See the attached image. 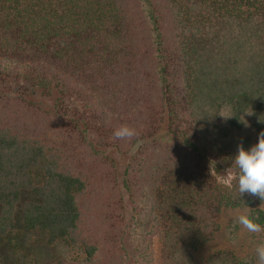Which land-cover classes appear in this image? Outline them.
Masks as SVG:
<instances>
[{
  "label": "trees",
  "instance_id": "trees-1",
  "mask_svg": "<svg viewBox=\"0 0 264 264\" xmlns=\"http://www.w3.org/2000/svg\"><path fill=\"white\" fill-rule=\"evenodd\" d=\"M52 92L51 109L33 100ZM161 120L166 142L150 141ZM122 125L137 135L115 139ZM261 131L264 0H0V264L33 234V264L60 241L82 246L77 264H151L153 237L160 264H198L223 211L264 226L251 194L209 167L230 168ZM105 147L135 148L121 183Z\"/></svg>",
  "mask_w": 264,
  "mask_h": 264
},
{
  "label": "rangeland",
  "instance_id": "rangeland-1",
  "mask_svg": "<svg viewBox=\"0 0 264 264\" xmlns=\"http://www.w3.org/2000/svg\"><path fill=\"white\" fill-rule=\"evenodd\" d=\"M147 84V83H146ZM141 85V84H140ZM148 92V88H147ZM98 95V92H96ZM96 95V96H97ZM57 95L55 92H52V96L45 98L42 97L39 93L33 97L34 101L41 103L43 106L47 107V109H51L54 105V101ZM99 99L101 100V106L103 105V99L106 100V103H109L110 110H113L117 107L116 99L112 96V93H103L102 96L99 95ZM145 99V98H144ZM76 106L80 109L82 105L77 100H74ZM146 101V99H145ZM115 103L112 105V103ZM123 102V101H122ZM126 102V101H124ZM144 104L145 108L151 109L154 113L156 111L153 110L149 103ZM122 104V103H121ZM100 106V107H101ZM142 106V105H139ZM142 108V110L144 109ZM123 109V108H122ZM121 106H118L116 109L111 111V114H116L121 117V114L118 111H122ZM149 111V113L151 112ZM151 114V113H150ZM116 115H113L116 117ZM112 118V117H111ZM110 119V118H109ZM113 119V118H112ZM155 132L150 139V141H161L162 143L166 142L168 138L167 134V126L164 120L158 121L154 126ZM244 134H251V128L248 127L245 129ZM103 154L114 161L115 164V171L114 174L118 179V182L121 183L124 170L128 163L131 160V156L134 153V150L131 153H120L114 147H105L100 149ZM210 177H216L217 183L219 185L229 186L231 184L228 181V177L232 176L234 172L227 168L225 165L219 164L218 166L211 164L210 166ZM253 201V207L264 210V200L261 203L256 202L255 196L251 195ZM250 208H241L237 210H226L223 211L221 216L218 219V223L220 225V233L218 234V238L214 240L211 244L205 246H198L197 250V262L201 264L204 262L209 255L216 251L221 250H234L238 251L242 257L248 256L252 257V254H255V247L259 243H264V231L260 233H250L247 229L243 228V226L239 225L236 222V218L244 214L246 215L249 212ZM129 211V205L127 204V212ZM264 227V226H263ZM231 237V239H230ZM37 236L36 235H28L25 237L23 242H20L19 249L11 253L9 256V260L12 261L14 264H33V260L31 255L29 254L28 248L36 245L37 243ZM235 240V243L232 242ZM151 243V244H150ZM149 243V250L151 253V264H160L159 262V254H160V243L156 237L151 239ZM51 259L45 264H77L78 261H81L85 258V253L80 244H69L63 241L55 243L51 248Z\"/></svg>",
  "mask_w": 264,
  "mask_h": 264
},
{
  "label": "clouds",
  "instance_id": "clouds-1",
  "mask_svg": "<svg viewBox=\"0 0 264 264\" xmlns=\"http://www.w3.org/2000/svg\"><path fill=\"white\" fill-rule=\"evenodd\" d=\"M243 123L247 127V123ZM136 135V131L126 125H122L113 133L114 138L118 140L130 139ZM133 150L135 151V148ZM230 169H234V174L228 177V181L231 184V181L235 180L240 198L244 194H251L260 200L264 199V131L258 134V142L247 150L242 145L237 146ZM236 222L250 233L264 231V227L248 215H239ZM232 242L235 243V240ZM255 256L257 264H264V243L256 245Z\"/></svg>",
  "mask_w": 264,
  "mask_h": 264
}]
</instances>
